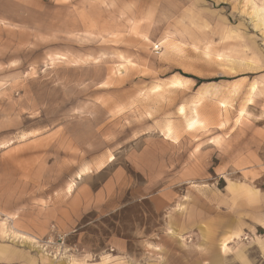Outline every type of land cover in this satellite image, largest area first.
Instances as JSON below:
<instances>
[{"label": "rangeland", "instance_id": "rangeland-1", "mask_svg": "<svg viewBox=\"0 0 264 264\" xmlns=\"http://www.w3.org/2000/svg\"><path fill=\"white\" fill-rule=\"evenodd\" d=\"M120 253L264 264V0H0V264Z\"/></svg>", "mask_w": 264, "mask_h": 264}, {"label": "crops", "instance_id": "crops-1", "mask_svg": "<svg viewBox=\"0 0 264 264\" xmlns=\"http://www.w3.org/2000/svg\"><path fill=\"white\" fill-rule=\"evenodd\" d=\"M109 194H111V193H109ZM107 205H110V203H107ZM223 244H226V243H222L221 244V246H220V251L222 252V253H226V251H227V244H226V250L225 251H223L222 250V245ZM127 256V255H126ZM123 256H122V253H120V255H119V257H116L115 259H116V261L117 262H115V264H140V263H136V262H133L134 260L131 258V257H129V258H131V260H132V262H123Z\"/></svg>", "mask_w": 264, "mask_h": 264}, {"label": "bare ground", "instance_id": "bare-ground-1", "mask_svg": "<svg viewBox=\"0 0 264 264\" xmlns=\"http://www.w3.org/2000/svg\"><path fill=\"white\" fill-rule=\"evenodd\" d=\"M258 16V15H257ZM260 17V16H259ZM190 120V119H189ZM199 121V120H198ZM195 123H197L196 120H193L192 122H190L189 124H187L189 127L193 126ZM169 128V127H168ZM71 189H69L68 191H70ZM222 250L225 251L226 250V244L222 245Z\"/></svg>", "mask_w": 264, "mask_h": 264}, {"label": "built area", "instance_id": "built-area-1", "mask_svg": "<svg viewBox=\"0 0 264 264\" xmlns=\"http://www.w3.org/2000/svg\"><path fill=\"white\" fill-rule=\"evenodd\" d=\"M154 51H155V53L160 52V48H159V46H155Z\"/></svg>", "mask_w": 264, "mask_h": 264}]
</instances>
